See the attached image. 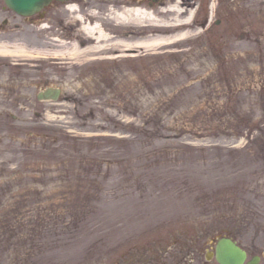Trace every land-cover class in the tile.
Masks as SVG:
<instances>
[{"label": "rangeland", "instance_id": "obj_1", "mask_svg": "<svg viewBox=\"0 0 264 264\" xmlns=\"http://www.w3.org/2000/svg\"><path fill=\"white\" fill-rule=\"evenodd\" d=\"M104 1L71 2L119 35ZM176 1L121 37L166 43L75 56L65 2L0 0V42L26 48L0 54V264H218L227 228L263 253L264 0Z\"/></svg>", "mask_w": 264, "mask_h": 264}, {"label": "bare ground", "instance_id": "obj_2", "mask_svg": "<svg viewBox=\"0 0 264 264\" xmlns=\"http://www.w3.org/2000/svg\"><path fill=\"white\" fill-rule=\"evenodd\" d=\"M107 1H109L110 3V7L108 9V16L118 21V29H120L119 35H112V31L108 32L106 28L103 27L104 21L101 23L96 20L99 15L97 16L94 9L90 12L83 11L84 6L90 7L92 6V4L88 3L85 5L82 3L75 2H69L68 4H66V9L72 12L70 13L72 19L69 20L68 24L75 32H69V29L65 28V34L71 35L72 38L75 40L72 43L73 48L71 49V53H73L75 56H77L81 50H83V52L85 53L99 51L103 45L105 46L104 43L108 41H111L110 44H113L115 46H119V44H125L131 48L133 45L142 47H152L159 44H164L167 42L168 38L161 34L149 36L148 38H143L139 42H134L133 40H128L127 38L124 40V38L121 37L128 35L130 32L126 24L133 23L139 24L140 26L149 24L148 27H151L150 31L156 32L158 31L156 27L159 26V23L162 24V20L161 22L158 21L156 17L153 16L155 13L160 15L163 12L168 13L169 11H173L180 15L182 12L180 9L181 4L176 0L174 2L173 0H163V2L167 3L168 5L173 3L166 9L160 7L157 2H152L150 0H106L104 2L107 3ZM186 1L188 3L191 2V0ZM181 2L184 4L185 0H181ZM106 3L104 5H107ZM147 20H149L150 22L146 23ZM189 20L187 19V21H184L183 23L190 24ZM45 25L43 27H46ZM164 25L167 26L166 24ZM43 29L46 30L47 28ZM81 30L83 31L84 35H81ZM144 30L145 29H141L139 33H143ZM65 37L70 36L65 35ZM84 42H88L86 46L82 45V43ZM82 47L85 48L83 49ZM25 50L26 48L24 49L22 46L16 44L14 46L12 44L0 42V54L16 55L23 53L22 51ZM24 53L26 54V52Z\"/></svg>", "mask_w": 264, "mask_h": 264}, {"label": "water", "instance_id": "obj_3", "mask_svg": "<svg viewBox=\"0 0 264 264\" xmlns=\"http://www.w3.org/2000/svg\"><path fill=\"white\" fill-rule=\"evenodd\" d=\"M52 0H5L7 6L19 14L28 16L41 11ZM61 94L59 88H47L39 93V99H58ZM216 258L221 264H243L247 258V252L229 237L218 240ZM259 256H255L248 264H258Z\"/></svg>", "mask_w": 264, "mask_h": 264}]
</instances>
